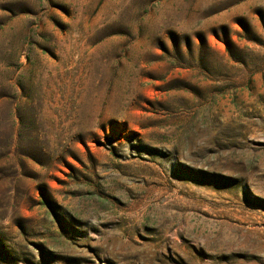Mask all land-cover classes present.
Wrapping results in <instances>:
<instances>
[{"label": "rangeland", "instance_id": "1", "mask_svg": "<svg viewBox=\"0 0 264 264\" xmlns=\"http://www.w3.org/2000/svg\"><path fill=\"white\" fill-rule=\"evenodd\" d=\"M0 264H264V0H0Z\"/></svg>", "mask_w": 264, "mask_h": 264}]
</instances>
